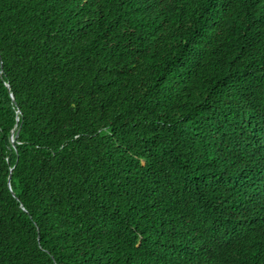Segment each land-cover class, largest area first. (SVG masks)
Segmentation results:
<instances>
[{"label": "trees", "instance_id": "obj_1", "mask_svg": "<svg viewBox=\"0 0 264 264\" xmlns=\"http://www.w3.org/2000/svg\"><path fill=\"white\" fill-rule=\"evenodd\" d=\"M0 264H264V0H0Z\"/></svg>", "mask_w": 264, "mask_h": 264}, {"label": "water", "instance_id": "obj_2", "mask_svg": "<svg viewBox=\"0 0 264 264\" xmlns=\"http://www.w3.org/2000/svg\"><path fill=\"white\" fill-rule=\"evenodd\" d=\"M16 136H17V134H16Z\"/></svg>", "mask_w": 264, "mask_h": 264}]
</instances>
